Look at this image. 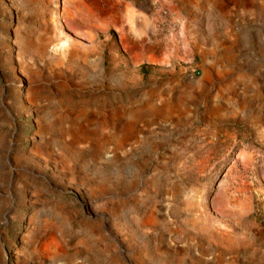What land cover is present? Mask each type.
<instances>
[{"label":"rangeland","instance_id":"1","mask_svg":"<svg viewBox=\"0 0 264 264\" xmlns=\"http://www.w3.org/2000/svg\"><path fill=\"white\" fill-rule=\"evenodd\" d=\"M174 5L0 0V264H264V0Z\"/></svg>","mask_w":264,"mask_h":264},{"label":"crops","instance_id":"2","mask_svg":"<svg viewBox=\"0 0 264 264\" xmlns=\"http://www.w3.org/2000/svg\"><path fill=\"white\" fill-rule=\"evenodd\" d=\"M123 1L124 3L121 0L116 3L115 0H104L102 8L104 24L117 31L121 49L136 58L139 64L161 62L165 65L169 64L175 49L172 47L175 46L174 42H170L166 48H159L155 47L151 41V37L154 35V28L151 24L154 19H157V0ZM160 2L172 10L175 9L174 0H160ZM180 23L183 24V29L180 28L179 33L186 35L188 33L187 25L183 21ZM182 40L185 39L182 38ZM185 47L188 51L189 43H186Z\"/></svg>","mask_w":264,"mask_h":264},{"label":"built area","instance_id":"3","mask_svg":"<svg viewBox=\"0 0 264 264\" xmlns=\"http://www.w3.org/2000/svg\"><path fill=\"white\" fill-rule=\"evenodd\" d=\"M200 75V71L199 70H193L191 75H190V78H196L197 76Z\"/></svg>","mask_w":264,"mask_h":264},{"label":"trees","instance_id":"4","mask_svg":"<svg viewBox=\"0 0 264 264\" xmlns=\"http://www.w3.org/2000/svg\"><path fill=\"white\" fill-rule=\"evenodd\" d=\"M112 34L114 35V37H116V34L114 32H112Z\"/></svg>","mask_w":264,"mask_h":264}]
</instances>
